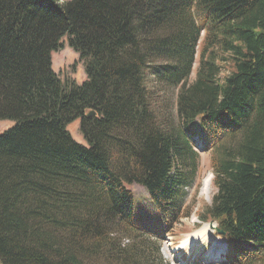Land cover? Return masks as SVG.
Instances as JSON below:
<instances>
[{"label": "trees", "instance_id": "obj_1", "mask_svg": "<svg viewBox=\"0 0 264 264\" xmlns=\"http://www.w3.org/2000/svg\"><path fill=\"white\" fill-rule=\"evenodd\" d=\"M64 36L81 84L52 69ZM149 82L179 88L175 120ZM4 119L0 264H169L149 238L191 215L201 151L216 191L197 217L231 263L264 264V0H0Z\"/></svg>", "mask_w": 264, "mask_h": 264}, {"label": "rangeland", "instance_id": "obj_2", "mask_svg": "<svg viewBox=\"0 0 264 264\" xmlns=\"http://www.w3.org/2000/svg\"><path fill=\"white\" fill-rule=\"evenodd\" d=\"M60 43L61 47L51 52L52 69L61 81H74L76 84H81L87 77L83 62L80 60L78 53L68 45L66 36L61 38ZM196 67L197 57L189 80L194 78ZM147 85L150 89L154 90L153 97L155 102L160 106V109L165 110L170 116L173 115L175 120L174 104L179 88L177 86H162L157 82H149ZM14 124L15 122L10 119L0 120V134ZM67 130L76 142L85 146L87 145L80 131L79 119H74L68 123ZM206 177H210L212 180L210 152L201 151L196 184L194 187L188 188L185 195V204L187 206L192 205L191 215L182 218L173 227L172 232L163 236L162 240L149 238V241L153 245H158L162 260L169 264H233L229 261L228 249L224 238L216 231L215 222H213V226H215L213 231L209 230L208 233H203L198 240L188 241L183 248L178 249V245L186 239L190 232L199 229L204 224L209 225V222H202L197 217V211L205 204H210L212 196L216 191L212 182L206 191L203 189V180ZM127 188L132 192L136 206L142 210L146 207L149 208L148 193L143 186L132 183L127 185ZM123 241L127 245L131 243V239L124 238ZM207 251H210V258L205 257Z\"/></svg>", "mask_w": 264, "mask_h": 264}, {"label": "bare ground", "instance_id": "obj_3", "mask_svg": "<svg viewBox=\"0 0 264 264\" xmlns=\"http://www.w3.org/2000/svg\"><path fill=\"white\" fill-rule=\"evenodd\" d=\"M211 186V178L210 177H206L204 180H203V189L206 191L208 189V187ZM212 222V221H211ZM198 225V224H197ZM199 226V225H198ZM201 226V225H200ZM209 230L213 231V228L210 227L209 225L207 224H204V226L200 227L199 229H196L192 232L189 233V235L186 237V239L184 241H182L179 245H178V249H181L185 246L186 242L188 241H193V240H198L201 235L204 233H208ZM216 245V244H214ZM213 245V246H214ZM207 258H210L211 255H210V251H207V254L206 256ZM212 260V258H211Z\"/></svg>", "mask_w": 264, "mask_h": 264}, {"label": "water", "instance_id": "obj_4", "mask_svg": "<svg viewBox=\"0 0 264 264\" xmlns=\"http://www.w3.org/2000/svg\"><path fill=\"white\" fill-rule=\"evenodd\" d=\"M93 114H94V111H91L90 113H88V116L93 115ZM209 226L213 228L214 227L213 222H209ZM216 230L218 231L219 234H223V232L221 230H218L217 228H216Z\"/></svg>", "mask_w": 264, "mask_h": 264}]
</instances>
